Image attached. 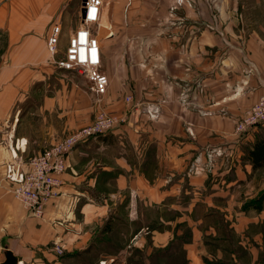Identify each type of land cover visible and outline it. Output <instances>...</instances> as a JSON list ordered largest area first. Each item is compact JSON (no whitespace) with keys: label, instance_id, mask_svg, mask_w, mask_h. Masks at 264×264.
I'll return each instance as SVG.
<instances>
[{"label":"crops","instance_id":"0c3cea01","mask_svg":"<svg viewBox=\"0 0 264 264\" xmlns=\"http://www.w3.org/2000/svg\"><path fill=\"white\" fill-rule=\"evenodd\" d=\"M84 7L0 0V263L10 250L17 264H134L179 243L186 264H264V165L249 156L264 124L235 132L264 95V0H102L89 23ZM82 27L100 44L104 94L56 62ZM100 110L123 121L74 148L34 215L8 169Z\"/></svg>","mask_w":264,"mask_h":264},{"label":"built area","instance_id":"2783aa9c","mask_svg":"<svg viewBox=\"0 0 264 264\" xmlns=\"http://www.w3.org/2000/svg\"><path fill=\"white\" fill-rule=\"evenodd\" d=\"M176 1L177 4L190 2ZM101 4L102 0H85V23L98 20ZM60 33V25H54L48 38V50L53 55L58 52ZM56 62L64 69L75 70L86 76L92 82L91 88L96 93L106 92L109 78L101 70L100 44L88 28L82 27L75 32L69 40L66 55ZM126 99L131 101L132 97L127 96ZM147 113L151 118H157L161 113L159 104L147 105ZM122 121L123 118L100 110L92 122L69 132L52 146L35 155L29 161L26 171L8 169L7 178L15 181V196L34 215L42 216L47 204L57 195L58 188L63 183L62 174L67 169L68 157L74 148L92 137L106 135L116 129ZM261 124H264V95L243 112L236 123L235 132L243 134Z\"/></svg>","mask_w":264,"mask_h":264},{"label":"trees","instance_id":"16d2710c","mask_svg":"<svg viewBox=\"0 0 264 264\" xmlns=\"http://www.w3.org/2000/svg\"><path fill=\"white\" fill-rule=\"evenodd\" d=\"M249 156L253 161L254 167L264 165V133L260 134L256 139L253 149L250 150ZM175 250L169 254V247L155 250L151 255L141 252L137 258L133 259L134 264H161V259L164 258L166 261L164 264H186L187 258L185 250L181 245L175 244ZM136 251L133 252L134 255ZM175 252V253H174Z\"/></svg>","mask_w":264,"mask_h":264},{"label":"water","instance_id":"95a60500","mask_svg":"<svg viewBox=\"0 0 264 264\" xmlns=\"http://www.w3.org/2000/svg\"><path fill=\"white\" fill-rule=\"evenodd\" d=\"M84 5H85V0H84ZM86 14V9L84 7L83 10V17ZM18 263V258L12 253V251L8 250L6 253V259L1 262L0 264H17Z\"/></svg>","mask_w":264,"mask_h":264},{"label":"rangeland","instance_id":"374dc122","mask_svg":"<svg viewBox=\"0 0 264 264\" xmlns=\"http://www.w3.org/2000/svg\"><path fill=\"white\" fill-rule=\"evenodd\" d=\"M73 71H75V70H73ZM75 72H76L77 74H80V73H78L77 71H75ZM104 248H106V247H104ZM165 261H166V260H165L164 258H162V259H161V264H164Z\"/></svg>","mask_w":264,"mask_h":264}]
</instances>
